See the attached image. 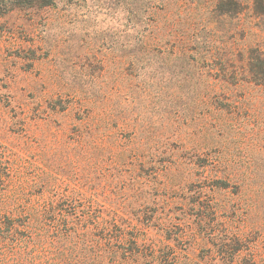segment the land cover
Instances as JSON below:
<instances>
[{"label":"rangeland","instance_id":"1","mask_svg":"<svg viewBox=\"0 0 264 264\" xmlns=\"http://www.w3.org/2000/svg\"><path fill=\"white\" fill-rule=\"evenodd\" d=\"M260 58L264 0L0 6V264H264Z\"/></svg>","mask_w":264,"mask_h":264},{"label":"trees","instance_id":"2","mask_svg":"<svg viewBox=\"0 0 264 264\" xmlns=\"http://www.w3.org/2000/svg\"><path fill=\"white\" fill-rule=\"evenodd\" d=\"M54 0H0V6H46L50 5ZM261 55V54H259ZM261 57V56H258ZM261 59V58H260ZM259 70L256 73H259L260 76L264 77V58H262L258 63ZM262 79V78H260Z\"/></svg>","mask_w":264,"mask_h":264}]
</instances>
